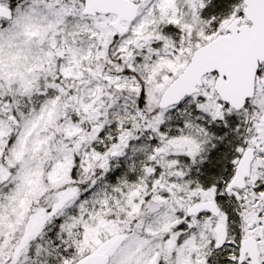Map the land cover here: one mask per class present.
<instances>
[{"label": "snow or ice", "instance_id": "1", "mask_svg": "<svg viewBox=\"0 0 264 264\" xmlns=\"http://www.w3.org/2000/svg\"><path fill=\"white\" fill-rule=\"evenodd\" d=\"M0 264H264V0H0Z\"/></svg>", "mask_w": 264, "mask_h": 264}]
</instances>
